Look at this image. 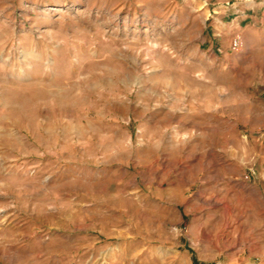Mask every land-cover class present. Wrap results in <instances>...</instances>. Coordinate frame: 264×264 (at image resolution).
I'll return each instance as SVG.
<instances>
[{
  "label": "rangeland",
  "instance_id": "obj_1",
  "mask_svg": "<svg viewBox=\"0 0 264 264\" xmlns=\"http://www.w3.org/2000/svg\"><path fill=\"white\" fill-rule=\"evenodd\" d=\"M0 264H264V0H0Z\"/></svg>",
  "mask_w": 264,
  "mask_h": 264
},
{
  "label": "built area",
  "instance_id": "obj_2",
  "mask_svg": "<svg viewBox=\"0 0 264 264\" xmlns=\"http://www.w3.org/2000/svg\"><path fill=\"white\" fill-rule=\"evenodd\" d=\"M232 48H233V50H236L237 49V42L236 41L233 42Z\"/></svg>",
  "mask_w": 264,
  "mask_h": 264
}]
</instances>
